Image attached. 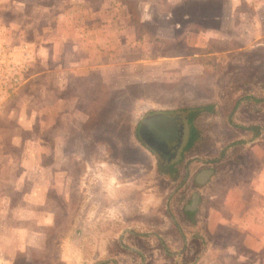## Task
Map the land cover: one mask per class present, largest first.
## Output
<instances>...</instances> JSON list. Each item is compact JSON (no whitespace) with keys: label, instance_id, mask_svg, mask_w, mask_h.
<instances>
[{"label":"rangeland","instance_id":"obj_1","mask_svg":"<svg viewBox=\"0 0 264 264\" xmlns=\"http://www.w3.org/2000/svg\"><path fill=\"white\" fill-rule=\"evenodd\" d=\"M58 1L0 0V49L10 43L23 63L26 45L31 56L0 113V264H248L247 253H258L244 246V223L264 197V37H125L102 75L112 84L109 105H97L96 93L74 104L69 88L57 117L45 107L51 121L37 116L43 81L33 79L31 41L1 34L33 6ZM253 7L240 0V16L256 24ZM134 57L144 59L130 64L141 74L113 72L115 60ZM202 106L210 109L194 114L197 134L176 173H164L138 138L141 119ZM77 109L78 119L62 122V112ZM58 127L71 134L61 155L53 154ZM194 192L197 220L189 221Z\"/></svg>","mask_w":264,"mask_h":264},{"label":"crops","instance_id":"obj_2","mask_svg":"<svg viewBox=\"0 0 264 264\" xmlns=\"http://www.w3.org/2000/svg\"><path fill=\"white\" fill-rule=\"evenodd\" d=\"M243 1L253 2L256 24L246 22L240 16V0H168L167 7L145 0H101L95 7L88 3L85 8L79 0H60L33 6L25 18L26 22L12 23L1 37H27L31 41L36 60L33 79L43 81L39 88L41 99L37 105V116L51 120L45 107L57 117L60 114L56 112L59 111L58 106L61 107L69 88L74 91V104L86 106L96 93L100 97L99 101L95 100L97 105H109L112 84L108 77L105 80L102 75L104 68L111 66L109 60L113 44L115 49L124 50L125 37H264V0ZM19 4L17 6H23ZM51 18L53 25L48 21ZM143 31H148L150 36ZM142 60L139 57L115 60L112 64L117 68L113 72L126 73L128 70L141 74L143 70L132 68L130 64ZM96 89H100L98 94ZM66 104L69 105L70 101ZM62 113V122L69 123L82 114L79 109ZM53 135V154L61 155L65 152L62 143L66 144L71 134L60 131L58 127ZM3 160L8 162L7 158ZM258 200L256 198L255 202ZM263 208L264 197L260 199V210L248 214L244 223L243 230L247 233L244 246L258 253H247L249 261H245L248 264H264ZM188 219L194 221L196 218L194 215ZM239 254L237 260H243L244 254Z\"/></svg>","mask_w":264,"mask_h":264},{"label":"flooded vegetation","instance_id":"obj_3","mask_svg":"<svg viewBox=\"0 0 264 264\" xmlns=\"http://www.w3.org/2000/svg\"><path fill=\"white\" fill-rule=\"evenodd\" d=\"M191 117V110L174 114L148 113L141 119L138 125V138L143 145L158 157L160 165L163 166L164 173L174 175L177 171L175 163L180 161V155L183 154L184 149H186L187 144L191 140ZM141 129L142 136L140 135ZM160 130L166 132L165 137L163 136L162 139L160 138ZM144 139L148 144L144 142ZM203 172L204 171H202V173ZM195 180L199 183L197 177ZM196 195H198V197H196ZM196 200L199 203L200 195L194 192L192 198L186 201L184 208L186 219L193 218L194 214L197 212L191 209ZM190 213H193L191 217L189 216Z\"/></svg>","mask_w":264,"mask_h":264},{"label":"built area","instance_id":"obj_4","mask_svg":"<svg viewBox=\"0 0 264 264\" xmlns=\"http://www.w3.org/2000/svg\"><path fill=\"white\" fill-rule=\"evenodd\" d=\"M21 48L23 49V56H25L23 63L13 58L15 48L10 43H5L0 49L2 52L0 56V113L6 100L23 84L31 62L30 52L26 45H22Z\"/></svg>","mask_w":264,"mask_h":264},{"label":"water","instance_id":"obj_5","mask_svg":"<svg viewBox=\"0 0 264 264\" xmlns=\"http://www.w3.org/2000/svg\"><path fill=\"white\" fill-rule=\"evenodd\" d=\"M175 120V119H174ZM173 120V121H174ZM175 124H176V122H175ZM161 131V130H160ZM141 136H142V129H141V134H140ZM165 135H166V132L164 131V132H160V138L162 139L163 138V136L165 137ZM145 140V139H144ZM145 143H147L148 144V142L145 140L144 141ZM214 173V170L213 169H208V170H205L203 173H201L200 174V178H201V180L199 181L200 183H204V182H207V180H208V178L209 177H211V175ZM196 197H198V195H196ZM197 206H198V201L196 200L195 202H194V205L191 207V209L192 210H196V208H197Z\"/></svg>","mask_w":264,"mask_h":264},{"label":"trees","instance_id":"obj_6","mask_svg":"<svg viewBox=\"0 0 264 264\" xmlns=\"http://www.w3.org/2000/svg\"><path fill=\"white\" fill-rule=\"evenodd\" d=\"M210 109V106H202V107H195V108H193V110H192V119H191V122H192V120H193V117H194V114L196 113V112H198V111H202V110H209ZM191 124V127H192V135H191V140L192 139H194L195 137H196V134H197V132H196V129L195 128H193V125H192V123H190Z\"/></svg>","mask_w":264,"mask_h":264}]
</instances>
